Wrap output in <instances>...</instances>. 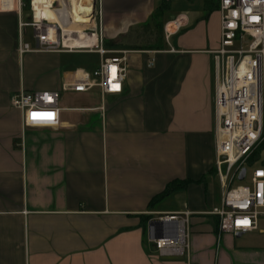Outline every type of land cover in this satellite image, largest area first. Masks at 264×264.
Here are the masks:
<instances>
[{
	"label": "crops",
	"instance_id": "1",
	"mask_svg": "<svg viewBox=\"0 0 264 264\" xmlns=\"http://www.w3.org/2000/svg\"><path fill=\"white\" fill-rule=\"evenodd\" d=\"M98 1L97 39L106 51L126 53L124 93H66L59 125L37 128L23 126L12 98L61 92L102 58L89 65L82 56L98 54L21 53L26 44L38 46L34 33L25 38L31 27H21L31 22L29 8L19 14L14 0L0 6V264H264V216L237 241L221 234L210 214L221 202L214 169L217 4L199 0L200 9L168 18L167 0ZM165 17L164 27L178 18L182 28L168 41L164 33L160 50L159 39L136 43ZM175 181L191 184L151 208ZM186 213L185 253L159 255L149 222L186 220Z\"/></svg>",
	"mask_w": 264,
	"mask_h": 264
},
{
	"label": "built area",
	"instance_id": "2",
	"mask_svg": "<svg viewBox=\"0 0 264 264\" xmlns=\"http://www.w3.org/2000/svg\"><path fill=\"white\" fill-rule=\"evenodd\" d=\"M221 15L220 46L212 52L215 64V163L221 189L220 206L210 214L219 218L221 234L246 235L259 229L264 216V169L248 168L256 152L264 145V0H214ZM3 0H0L2 8ZM98 0H93L90 15L94 25L83 30L86 40L67 29L73 19L69 0H54L50 9L57 20L37 19L34 0H14L19 14L28 6L30 24L38 46H23L21 53H95L102 60L91 72L81 71L71 83H64L61 92H20L11 105L21 111L25 128L58 126L62 98L66 93H86L98 89L102 96H120L128 76L126 53L103 49L97 39ZM3 9V8H2ZM174 24L171 32L168 26ZM178 18L165 29L167 41L181 28ZM174 33V34H173ZM96 37L93 42L92 38ZM86 41V45H69ZM174 51V50H172ZM115 54L106 58V55ZM246 170L244 180H240ZM186 220L180 216L149 229L150 241L161 256H182L187 247ZM156 238V239H153Z\"/></svg>",
	"mask_w": 264,
	"mask_h": 264
},
{
	"label": "rangeland",
	"instance_id": "3",
	"mask_svg": "<svg viewBox=\"0 0 264 264\" xmlns=\"http://www.w3.org/2000/svg\"><path fill=\"white\" fill-rule=\"evenodd\" d=\"M169 8H167L166 11V17H174L180 13L186 12V11H193V10H198L201 8L202 3L199 0H167ZM28 8V6H27ZM26 15H28L27 10H24V21H27L26 19ZM166 17L163 18L162 22H161V28L163 29V34L161 33V29L159 30L158 27L155 24H151L148 28L144 29L139 35V39L137 40V44H139L141 42V44H153L154 42L158 41L159 37H164V25L166 22ZM37 19H40V15L37 14ZM164 27V28H163ZM25 38L26 40H33V30L31 28H27L26 29V34H25ZM36 48V47H35ZM107 57H113V56H107ZM87 60V62L89 63V65H92L94 63H97L100 59L99 55H88V56H82V60L84 59ZM64 101V98H62V103ZM256 168H263L264 169V148L260 151V153L258 154V157L256 159V161L254 162V164L248 168V173L249 176L251 175L253 169ZM215 180H218L217 178H215ZM221 196V189H220V185L218 183L217 185V197L219 199V197ZM169 204H173V200L168 201ZM219 207V206H218ZM247 239L246 237H243L241 239H237V241L239 240H245Z\"/></svg>",
	"mask_w": 264,
	"mask_h": 264
},
{
	"label": "bare ground",
	"instance_id": "4",
	"mask_svg": "<svg viewBox=\"0 0 264 264\" xmlns=\"http://www.w3.org/2000/svg\"><path fill=\"white\" fill-rule=\"evenodd\" d=\"M53 1L54 0H34L36 14H39L40 18L43 17L52 21L57 20V17H55L54 13L51 12L50 9ZM69 3L71 8L68 11L72 16L73 22L67 30L77 32L82 40H86L87 37L85 36L83 30L94 25L93 20L91 21L90 19V15L93 12V0H69ZM94 38H92V41ZM67 44L71 46L76 44L84 46L86 45V41H75L72 43L67 42Z\"/></svg>",
	"mask_w": 264,
	"mask_h": 264
},
{
	"label": "trees",
	"instance_id": "5",
	"mask_svg": "<svg viewBox=\"0 0 264 264\" xmlns=\"http://www.w3.org/2000/svg\"><path fill=\"white\" fill-rule=\"evenodd\" d=\"M167 8V2L164 4V7L160 8L156 14H154L153 16V21H158L159 19L162 18V16L164 15V12ZM157 27L159 29H161V25L159 23H157ZM162 42V38L159 37V43ZM162 48V43L161 45H158L156 49L160 50ZM264 148V145L256 152L255 156L253 157V159L251 160V165L254 164V162L256 161L258 154L260 153V151ZM191 184V182L189 181H175L171 184H169L167 186V188L165 189V191L160 195L157 196L156 198H154L151 203H150V207H154L155 205H157L158 203L164 201L166 198L170 197L171 195L178 193L180 191H184L188 188V186ZM153 217H145L143 218V221L146 225V223H148Z\"/></svg>",
	"mask_w": 264,
	"mask_h": 264
},
{
	"label": "water",
	"instance_id": "6",
	"mask_svg": "<svg viewBox=\"0 0 264 264\" xmlns=\"http://www.w3.org/2000/svg\"><path fill=\"white\" fill-rule=\"evenodd\" d=\"M245 175H246V170H243L240 180H244ZM171 222L176 223L175 221L170 220V219L151 220L149 222V229H151L152 227L157 226V225H162L163 223H171ZM242 236H243L242 234H238L236 237L240 239ZM153 239H156V238H153Z\"/></svg>",
	"mask_w": 264,
	"mask_h": 264
}]
</instances>
